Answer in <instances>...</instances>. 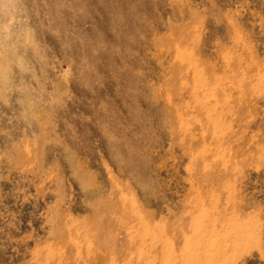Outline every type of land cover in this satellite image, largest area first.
Instances as JSON below:
<instances>
[{"label": "rangeland", "instance_id": "obj_1", "mask_svg": "<svg viewBox=\"0 0 264 264\" xmlns=\"http://www.w3.org/2000/svg\"><path fill=\"white\" fill-rule=\"evenodd\" d=\"M0 264H264V0H0Z\"/></svg>", "mask_w": 264, "mask_h": 264}]
</instances>
